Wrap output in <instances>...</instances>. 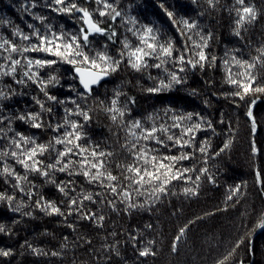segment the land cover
Segmentation results:
<instances>
[{"label": "trees", "instance_id": "trees-1", "mask_svg": "<svg viewBox=\"0 0 264 264\" xmlns=\"http://www.w3.org/2000/svg\"><path fill=\"white\" fill-rule=\"evenodd\" d=\"M36 2L37 7L33 8V0H0V35L12 38V31L17 26L28 32L29 23L42 27L33 19L32 13L47 16L46 23H51L56 31L60 30L61 25L68 31L77 29L74 20L58 16L43 7L45 0ZM159 2L121 0L124 9L130 15L137 16L141 24L160 27L163 39L171 38L175 46L182 49L185 39L159 7ZM164 2L177 18L195 20L199 25L198 30L205 36L212 34L205 51L209 57H217L215 66L206 65L203 70L189 67L181 74L186 78L185 83L175 85L169 91L150 93L146 89L156 81L150 80L149 75L162 78V71L149 68L137 73L122 64L118 71L94 85L91 96L82 102L91 119L87 122L82 117L73 116L72 119H78L84 125L82 132L85 135L80 143L92 147L98 145L99 150L112 153L108 158V170L118 176L122 183H127L123 180L122 170L117 167V164L132 161L125 147L128 140L126 128L119 120L113 122L105 110L117 91L120 93V105L128 106L125 121L139 119L145 126H151L152 121L147 120L149 115L157 116V123H171L170 116L173 113H200L212 123L211 129L204 125V129L197 133V147L200 141L207 139L210 142L208 154L204 156L193 148H187L185 151L194 152V157L182 161L180 166H195L197 171L189 173L193 181L199 175L200 168H206L207 173L195 183L172 181L167 193L159 199L132 193V202L137 205L132 208L128 207V202L121 203L119 198L116 199L115 208L109 206L104 202L113 199L108 190L98 183H87L82 175L55 172L51 177L56 181L53 184L49 183L48 178L31 173V184H23V192L13 187V177L0 176V193L15 197L11 204L6 199L0 200V225L5 228L4 232H0V250L11 252L7 257L0 256V264H218L245 236V243L236 249L225 264H241V261L243 264H264V230L251 231L257 218L264 213V93L246 96L245 100L230 95L235 88L225 82L226 69L223 65V60L230 59L232 55L250 60L258 55L257 49L264 47V0H246L255 8L257 15L252 23L245 25L246 31L241 36L233 34L235 13H230L229 9L234 0H219L215 7H209L207 0H197L196 3L192 0ZM92 6L95 7L94 4ZM117 27L121 38L131 35L125 33L119 23ZM90 39H93L95 48L107 43L113 54L120 47L119 43L112 45L105 37ZM195 39L199 40V37ZM225 53H228L227 57ZM30 55L55 59L43 53ZM50 74L56 75L60 81L55 87H49L50 94L60 99H76V93L70 86L82 91L78 79H73L75 75L71 65L57 63L41 70L44 78ZM256 74L264 78V67L257 66ZM258 83L264 84V79H259ZM9 86L14 94H10L7 99H0V113L6 117H16L24 112L39 110L32 98L38 95L43 100L44 96L36 85L29 83L23 86L14 83L11 77H0V89L9 91ZM193 90L195 95L192 94ZM254 98H257L256 104L252 105L255 131L252 120L246 115ZM67 106L74 107L71 104ZM54 107L55 118L52 123L64 116V106ZM165 109H171L172 112L165 116ZM48 120L45 114V123ZM11 126L13 131L8 133V137L20 132L34 137L37 143H47L54 135L48 128H32L30 124L16 119H13ZM4 127H8L6 122ZM174 131L177 134L179 132L178 129ZM229 141V147L221 152ZM7 143V138L0 139V149ZM253 144L257 149L255 154L252 151ZM152 146L157 147L154 144ZM160 153H167V149L160 148ZM168 154L178 155L179 149H173ZM49 155L54 157L56 153H46L41 159L47 162ZM3 163L0 162V169ZM6 163L19 174H24V169L14 160L9 158ZM257 172L261 174L260 182H257ZM209 176L213 177V181H209ZM69 181H72L69 189L74 186V191H69V196L65 197L56 185L61 182L68 184ZM237 185H240L239 192L233 195L232 190ZM185 188L192 191L185 193ZM29 191L34 193L32 199L28 198ZM89 193L96 202L83 201L84 211L102 215L103 221L83 219L77 213L67 215L68 199L82 198ZM97 193L101 195L97 196ZM230 195L232 199H228ZM40 196L45 201L55 202L64 215H47L37 209L35 201ZM18 204L23 207L20 211H14ZM26 212L32 215H24ZM69 224L73 227H68ZM186 225L185 233L177 242L176 251H173V241ZM145 248L152 254L140 256V251ZM53 252L57 255H52Z\"/></svg>", "mask_w": 264, "mask_h": 264}, {"label": "snow or ice", "instance_id": "snow-or-ice-1", "mask_svg": "<svg viewBox=\"0 0 264 264\" xmlns=\"http://www.w3.org/2000/svg\"><path fill=\"white\" fill-rule=\"evenodd\" d=\"M192 2L196 3L197 0ZM218 3L219 0H207L209 7H215ZM93 4L95 7L92 6ZM42 6L58 16H67L74 20L77 29L68 31L61 25L60 30L56 31L51 23H46L47 16L32 13L33 19L42 27L29 23L27 28L30 31L28 32L17 26L12 31V38L0 35V77H11L14 83L23 86L29 83L34 84L44 96L43 100L38 95L32 98L39 107L38 111L24 112L16 117H6L0 113V139L8 140L7 145L0 149V162H4L0 169V176L13 177L15 179L13 187L23 192L22 185L31 184L29 180L31 173L48 178L49 183L53 184L56 181L51 177L55 172H67L70 176L82 175L87 183H98L108 190L113 199L104 202L113 208L117 198L121 203L128 202L129 208L136 207L137 205L132 202V193L137 196L147 194L149 199H159L161 195L167 193L168 186L174 180L193 183L199 181L201 176L207 173L206 168H200L199 175H196L193 181L189 173L197 171L195 166L188 168L181 167L180 164L194 157V152L185 151L187 148H193L204 156L208 154L210 142L207 139L200 141L197 147V133L204 129V125L211 129L212 123L206 121L200 113H173L170 116L171 123H157L159 118L149 115L147 120L152 121L151 126H145V123L139 119L125 121L128 106L120 105V93L117 91L110 106H105V110L110 114L113 122L119 120L126 128L128 140L125 147L132 161L117 164V167L122 170L123 180L127 183H122L118 176L108 170V158L112 156V153L99 150L98 145L92 147L80 143L85 135L82 132L84 125L72 117H82L84 122L91 119L89 111L82 106V102L91 96L93 85L99 84L104 77L118 71L122 64H126L137 73H142L149 68L162 71V78L149 75L150 80L156 81L152 87L146 89L150 93L169 91L175 85L185 83L186 78L181 74L185 73L189 67L192 69L199 67L203 70L206 65L215 66L217 57L215 55L209 57L205 51L212 39V34L208 33L205 36L198 30L199 25L195 20L177 18L174 11L166 8L164 0H160L159 7L165 11L172 25L185 39V46L182 49L177 48L171 38L164 40L160 27L154 24H141L137 16L130 15L124 9L121 0H45ZM31 7H37L36 0H33ZM229 11L235 13L233 34L236 36H241L242 32L246 31L245 25L252 23L257 15L255 8L246 0H234ZM118 23L124 28L125 33L131 35H123L121 38ZM95 36L105 37L112 45L119 43L120 47L115 54L109 50L107 43L100 48H95L93 39H90ZM195 37H199V40ZM257 52L258 55L250 60H244L236 55L223 60L226 69L225 82L235 88L230 95L240 100H245L246 96L255 93H264V84L258 83L259 79L264 78L256 74L257 66L264 67V47L257 49ZM31 53H43L55 59L34 57L30 55ZM225 56L227 57L228 53H225ZM57 63L72 66L75 73L73 79H78L79 86L82 88V91H77L76 87L70 86L76 93V99H60L48 91L50 86L55 87L60 81L54 74H50L47 78L42 77L41 70L51 68ZM10 94H14L10 86L9 91L0 89V99L9 98ZM192 94H196L195 90ZM256 101L257 98L252 99L246 111V115L252 120L253 131L256 128V121L253 118L252 105H255ZM131 102L135 101L131 100ZM205 103L207 104V101ZM68 104L74 107H68ZM55 105L64 106V116L52 123L55 118ZM170 112H172L171 109H165V116H168ZM45 114L49 118L47 123H45ZM13 119L30 124L32 128H48L54 135L47 143H37L34 137L25 136L20 132H16L13 137H8V133L13 131L11 126ZM5 122L8 125L6 128ZM174 129L179 130L178 134ZM230 143V141L225 143L220 151L228 148ZM153 144L157 147H153ZM57 145L61 147L57 148ZM160 148L167 149V153H160ZM173 149H179V154H168ZM252 151L253 154L257 151L255 144L252 146ZM51 152H55L56 155L54 157L49 155L47 162L41 159L46 153ZM9 158L24 169L23 175L6 163ZM256 178L257 182H260L259 172L256 173ZM208 179L213 181L212 176ZM5 182H8L7 179ZM71 184L72 181L68 184L61 182L56 187L65 197H68L69 191H74V186L69 189ZM239 188L240 185H237L232 190V194L239 192ZM190 191L192 190L185 188V193ZM27 195L29 199H32L34 193L29 191ZM5 199L11 204L15 197L0 193V200ZM228 199H232V195ZM85 200L96 202L90 193L83 195L82 198H69L67 215L77 213L83 219L103 221L102 215L97 216L93 212L84 211L83 201ZM21 207L23 205L18 204L13 210L20 211ZM35 207L47 215H64L55 202L45 201L43 196L35 201ZM23 214L32 215L31 212ZM68 227L73 226L69 224ZM186 228L187 225L179 230L172 244L173 251H176L177 242L184 235ZM258 229L264 230V213L257 218L251 231ZM4 231V226L0 225V232ZM246 239L247 236L237 241L224 259L218 261V264H225V261L241 244L245 243ZM33 251L36 252L37 249L34 248ZM10 254V251L0 250V256L7 257ZM149 254L152 253L147 248L139 253L140 256ZM52 255L57 253L53 252Z\"/></svg>", "mask_w": 264, "mask_h": 264}, {"label": "water", "instance_id": "water-1", "mask_svg": "<svg viewBox=\"0 0 264 264\" xmlns=\"http://www.w3.org/2000/svg\"><path fill=\"white\" fill-rule=\"evenodd\" d=\"M74 75H75V73H74ZM78 83H79V81H78ZM94 86V85H93Z\"/></svg>", "mask_w": 264, "mask_h": 264}]
</instances>
